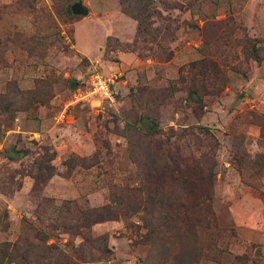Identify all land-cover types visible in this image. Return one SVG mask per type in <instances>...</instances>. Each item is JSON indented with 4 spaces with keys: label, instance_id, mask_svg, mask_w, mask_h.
Listing matches in <instances>:
<instances>
[{
    "label": "rangeland",
    "instance_id": "1",
    "mask_svg": "<svg viewBox=\"0 0 264 264\" xmlns=\"http://www.w3.org/2000/svg\"><path fill=\"white\" fill-rule=\"evenodd\" d=\"M77 1L0 0L1 239L65 203L109 207L59 250L77 259L86 237L85 264H264V0H148L157 44L123 1L82 0L88 17ZM94 69L122 74L115 101L61 121ZM41 158L46 182L29 176Z\"/></svg>",
    "mask_w": 264,
    "mask_h": 264
},
{
    "label": "trees",
    "instance_id": "2",
    "mask_svg": "<svg viewBox=\"0 0 264 264\" xmlns=\"http://www.w3.org/2000/svg\"><path fill=\"white\" fill-rule=\"evenodd\" d=\"M121 1H123L121 4H123L124 13L128 14L139 23V33H145L147 36H150L153 42L157 44V40L159 39L158 35L154 36L150 31L142 29V23L147 22L148 19L152 17L148 0ZM126 2L128 3L127 5ZM142 40L148 42L144 37ZM152 50L153 49H150V51ZM165 53L166 50L163 49V54ZM152 58L155 60V58L159 57ZM253 59L258 63L262 62L258 50L253 55ZM78 83L79 82H76L75 85ZM72 88H74V85ZM190 97L194 101L200 102L196 91L191 92ZM80 104L89 103L80 102L76 106ZM24 156H26V152L24 151L7 153V157L13 162L18 161ZM54 160L55 158H50L49 160L41 158L37 162L36 168L39 175L33 176V174L29 172V176L33 177L35 180L39 179L45 180V182L48 181L56 174L55 167L52 165ZM37 186H39L38 182ZM35 190L39 189L35 188ZM263 195L264 194L261 193V197H263ZM114 214L115 211H112L109 207L74 210L72 206L65 203L59 208V211L55 216L46 213L47 220L38 216L36 222L33 224L28 219H25L23 230L18 241L12 242L7 239H1L9 230L10 221L8 210L0 211V264H85V262H89L90 260V253H86L85 250L86 247H88L87 244L91 243L89 239L84 237L86 242L81 243L78 248L73 250V255L77 258L74 259L73 256L65 255L56 246L60 234H79L81 236L84 235V232L90 234L93 226L112 220ZM70 217H72L74 222H69ZM210 217L211 215L207 213L205 218L206 220L209 218V222L206 223V221H203L207 229L212 225L211 222H213V219ZM99 244L101 245V242ZM102 246H104L103 249L106 251L107 245L105 242H103ZM95 248L101 250L97 244L95 245Z\"/></svg>",
    "mask_w": 264,
    "mask_h": 264
},
{
    "label": "built area",
    "instance_id": "3",
    "mask_svg": "<svg viewBox=\"0 0 264 264\" xmlns=\"http://www.w3.org/2000/svg\"><path fill=\"white\" fill-rule=\"evenodd\" d=\"M121 77L120 73L106 75L94 69L88 80L75 90L68 105L59 113V119L63 121L72 105L80 102L90 103L96 108H103L107 101L114 102L119 94L118 80Z\"/></svg>",
    "mask_w": 264,
    "mask_h": 264
},
{
    "label": "water",
    "instance_id": "4",
    "mask_svg": "<svg viewBox=\"0 0 264 264\" xmlns=\"http://www.w3.org/2000/svg\"><path fill=\"white\" fill-rule=\"evenodd\" d=\"M71 10L74 15L80 17H88L90 14L89 9L85 7L82 0H78L75 4H73Z\"/></svg>",
    "mask_w": 264,
    "mask_h": 264
},
{
    "label": "flooded vegetation",
    "instance_id": "5",
    "mask_svg": "<svg viewBox=\"0 0 264 264\" xmlns=\"http://www.w3.org/2000/svg\"><path fill=\"white\" fill-rule=\"evenodd\" d=\"M78 84H80V83H78Z\"/></svg>",
    "mask_w": 264,
    "mask_h": 264
}]
</instances>
